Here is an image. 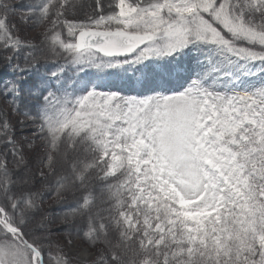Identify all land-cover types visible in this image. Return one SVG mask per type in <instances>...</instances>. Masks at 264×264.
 <instances>
[{"label": "snow or ice", "instance_id": "6c2138e0", "mask_svg": "<svg viewBox=\"0 0 264 264\" xmlns=\"http://www.w3.org/2000/svg\"><path fill=\"white\" fill-rule=\"evenodd\" d=\"M78 7L0 0V264H264V0Z\"/></svg>", "mask_w": 264, "mask_h": 264}, {"label": "rangeland", "instance_id": "374dc122", "mask_svg": "<svg viewBox=\"0 0 264 264\" xmlns=\"http://www.w3.org/2000/svg\"><path fill=\"white\" fill-rule=\"evenodd\" d=\"M73 2L76 3L77 5H82L83 6L82 8H80V7L77 8V12H78L80 18H83V15L85 13H91L92 9L95 7V0H73ZM42 31H43L42 27H38L36 29H30L28 31L27 35L28 36H36L38 33L42 32ZM13 123H15V120L13 121ZM50 205L52 206L51 210L53 211V214H56V213H59L61 211H66L67 210L64 205H59V206L55 205L53 203V197L51 195L46 197L45 208L46 209L49 208ZM75 244L79 245L80 248L84 247L79 240L75 241ZM73 251H75V249H73Z\"/></svg>", "mask_w": 264, "mask_h": 264}, {"label": "bare ground", "instance_id": "6f19581e", "mask_svg": "<svg viewBox=\"0 0 264 264\" xmlns=\"http://www.w3.org/2000/svg\"><path fill=\"white\" fill-rule=\"evenodd\" d=\"M100 1H101L100 3H102V4H106L107 3V0L106 1L105 0H100Z\"/></svg>", "mask_w": 264, "mask_h": 264}]
</instances>
